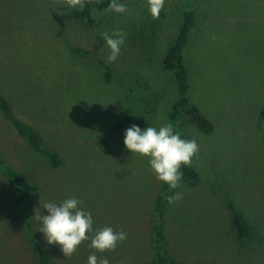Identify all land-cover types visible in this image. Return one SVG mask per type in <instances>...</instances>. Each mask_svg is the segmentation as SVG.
<instances>
[{
    "label": "rangeland",
    "instance_id": "obj_1",
    "mask_svg": "<svg viewBox=\"0 0 264 264\" xmlns=\"http://www.w3.org/2000/svg\"><path fill=\"white\" fill-rule=\"evenodd\" d=\"M121 2L126 13H95L87 26L72 18L79 2L0 0V92L62 159L51 167L0 114V156L37 188L22 198L0 172V264H40L33 240L50 264H88L91 254L110 264H153L156 225L163 254L179 264H264V0H196L186 50L191 100L214 131L183 122L181 137L199 147L191 165L200 180L182 178L174 193L182 198L162 216L155 202L163 183L146 157L125 149L117 127L131 113L141 129L166 125L175 80L162 60L187 0H166L158 18L146 0ZM117 30L126 42L109 63L103 34ZM72 197L92 213L88 235L112 227L127 239L105 252L89 239L70 257L47 244L34 217L48 214L45 203ZM230 203L247 222L246 240L237 238Z\"/></svg>",
    "mask_w": 264,
    "mask_h": 264
},
{
    "label": "trees",
    "instance_id": "obj_2",
    "mask_svg": "<svg viewBox=\"0 0 264 264\" xmlns=\"http://www.w3.org/2000/svg\"><path fill=\"white\" fill-rule=\"evenodd\" d=\"M110 0H79V5L72 11V18L81 24L94 26L96 23L95 13L105 12ZM196 0H187L182 24L174 37L172 45L164 54L162 60L163 69L170 72L175 80V95L166 114V125H171L175 131L181 134V126L184 121L195 126L198 132L210 135L214 131L213 122L208 119L191 100L192 77L187 65L186 50L191 36L197 26ZM73 52L80 57H89L81 49H74ZM105 68L106 80L112 76L111 68L102 64ZM0 114L6 122L16 131L18 136L40 157L45 158L51 167L57 168L62 164L60 156L45 147L44 140L30 124L20 119L14 112L9 100L0 92ZM138 121L134 114H129L118 124L119 131H125L132 125H137ZM183 179L191 185H195L200 180V174L193 165L182 166ZM0 172L10 186L19 193L22 198L29 191H37L20 172L11 167L0 156ZM176 189H170L163 184L162 193L156 198L155 211L158 216L163 215L165 206L169 202ZM232 212L231 221L239 240H246L248 237V225L243 215L230 203ZM33 249L37 254L40 264H50V256L45 247L32 241ZM155 259L153 264H179L177 260L168 257L162 252V232L159 225L155 226Z\"/></svg>",
    "mask_w": 264,
    "mask_h": 264
},
{
    "label": "clouds",
    "instance_id": "obj_3",
    "mask_svg": "<svg viewBox=\"0 0 264 264\" xmlns=\"http://www.w3.org/2000/svg\"><path fill=\"white\" fill-rule=\"evenodd\" d=\"M79 0H71L73 5ZM166 0H146L148 13L153 18H158L165 6ZM107 12L123 14L127 12V6L121 0H110ZM214 38V37H213ZM108 49L107 61L114 63L125 45L126 34L123 30H117L111 35L103 34ZM124 146L131 155L136 154L146 157L148 165L156 179L167 185L170 189L179 187L183 172L182 166L192 163L193 157L198 153L199 147L195 140L183 139L178 131L171 125L159 128L147 126L141 129L138 125H132L124 132ZM179 193L169 197V202L181 199ZM81 201L72 197L60 203L47 202L43 208L47 215L39 213L34 217L39 221V231L49 245H58L61 252L70 257L77 247L86 240H91L90 247L99 252L113 251L118 243L127 239V234L115 231L112 227H104L93 232L92 213L80 207ZM88 264H110L107 258L98 260L95 254L88 257Z\"/></svg>",
    "mask_w": 264,
    "mask_h": 264
}]
</instances>
